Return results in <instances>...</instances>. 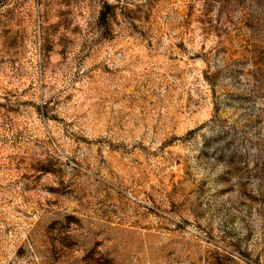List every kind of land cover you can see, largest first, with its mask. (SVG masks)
<instances>
[{
	"label": "rangeland",
	"instance_id": "1",
	"mask_svg": "<svg viewBox=\"0 0 264 264\" xmlns=\"http://www.w3.org/2000/svg\"><path fill=\"white\" fill-rule=\"evenodd\" d=\"M0 264H264V0H0Z\"/></svg>",
	"mask_w": 264,
	"mask_h": 264
}]
</instances>
